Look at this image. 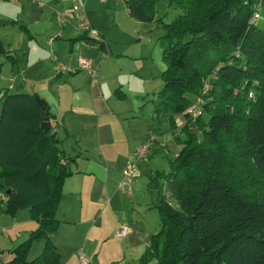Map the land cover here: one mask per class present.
I'll use <instances>...</instances> for the list:
<instances>
[{"label": "trees", "instance_id": "trees-1", "mask_svg": "<svg viewBox=\"0 0 264 264\" xmlns=\"http://www.w3.org/2000/svg\"><path fill=\"white\" fill-rule=\"evenodd\" d=\"M158 1L123 0L131 18L163 29L157 42L165 68L150 100L152 117L172 130L182 115L184 137L173 134L181 147L170 171L150 180L151 186L163 178L154 206L160 228L139 261L264 264V0H168L181 10L170 22L155 19ZM3 93L0 214L27 209L37 225L8 264H60L50 235L75 156L59 147L55 117L48 104L38 105L36 93ZM191 97L199 99L194 119L185 114ZM44 116L48 130L40 128ZM41 240V253L28 260L32 243Z\"/></svg>", "mask_w": 264, "mask_h": 264}, {"label": "crops", "instance_id": "crops-1", "mask_svg": "<svg viewBox=\"0 0 264 264\" xmlns=\"http://www.w3.org/2000/svg\"><path fill=\"white\" fill-rule=\"evenodd\" d=\"M1 4H3L4 9H0V15L8 13L5 12V10L6 7L10 5L20 10L18 15L22 17L24 21L19 25V31L23 32V37L29 41L30 39L35 40V37L29 31L28 25L42 22V7L44 5L57 6L59 0H46L45 3H42L41 0H0V5ZM63 16L65 15L59 14L57 24L61 23L59 27L67 32L68 38L66 42L70 39L73 44V49L75 45L82 47L81 44H93L85 40H78L77 37L80 35H85L90 38L92 36L82 31L79 25H77L76 28H67V23L65 24L64 21L60 22V18H63ZM52 17H54V15L49 18ZM16 19L18 18L14 17L13 24H17ZM69 29H71V31H69ZM60 33L61 32L57 35L53 33V35L48 38L56 39L60 36L62 37ZM50 39H48V42H51L49 41ZM8 44V49L11 50V43ZM55 47L56 46H53L52 43L48 48L50 59L37 57V59L32 62V57L29 55L27 63L30 62V66H27V68H35L33 77L35 76L39 78V80L51 77L52 82L58 85L55 80H60L65 72L57 71L55 66L58 65L56 63L60 62L59 59L64 53L57 52ZM2 49L4 50L3 45ZM34 51L36 53L37 49L33 48L31 53L35 54ZM108 52L111 54V51ZM25 53L27 52L25 51ZM67 60L68 67H65V70L70 71V68H73L71 67V61L73 60L70 59V57H68ZM4 65L5 64L0 67V77L8 74L15 78V81L20 79L24 80L23 82H27L33 78L30 77V75L29 77L24 76V68L26 67H23L22 71H20V68L17 69L13 67L12 71L11 68L10 70H5ZM78 65L79 63L76 64V66ZM79 66L82 67L81 65ZM14 69H17V72L20 74L14 75L16 72ZM74 74H68L67 77H74ZM67 77L63 80L64 83H68ZM53 78L55 80H53ZM21 84L22 83L19 85L21 86ZM15 85H9V88H14ZM120 86L115 90H118V88L120 89ZM9 88L7 87V89ZM5 90V86L0 88V92H4ZM33 90L35 93L40 92L39 88H33ZM91 91L93 105L88 107L87 110L82 112H75L71 109L64 112H59V110H57L56 114L50 112L54 115L57 123L56 136L57 130L60 128L62 130L61 136L58 138L59 147L66 155L75 156V161L71 164L72 175L66 177L63 182L61 199L55 212L56 218L60 222L56 231L50 235L60 255V264H79V253H82L86 258V264L89 262V259H96L99 264V259L101 261L105 259L113 260L122 256H131L132 260L140 258V255L149 246L150 236L155 234L159 230L158 228H160L159 215L157 216V214H155L152 208L154 207L152 201L154 202L156 199L155 191L159 190L163 182H159L158 179H160V177H157L153 185L150 186L149 183L151 178L157 175V172L165 173L166 170L160 171L159 169H153V165L148 160L146 162L141 161L139 171H137L132 181L124 186L123 189H119L118 187L122 180V171L125 165L131 162L132 159L135 160V152L137 149L146 142L147 136L155 131H151L153 128L148 130L146 124H150V120L152 122L154 121L152 117V106L150 116H147L144 112H131L125 110L120 112L114 111L109 100L105 96L99 79L95 76L91 80ZM119 93L121 96H124L122 92ZM114 97H116L115 93ZM68 107L82 109L80 103H76L74 107L73 105ZM168 130H171L169 126ZM174 130L173 128L171 130L172 132H170V141L172 140L175 142L173 134L177 133L174 132ZM68 139H73V143L71 145L69 144L70 147L66 149L64 144L69 143ZM156 143H158V145ZM162 143H164V145H162ZM175 144L177 143L175 142ZM163 146H167L166 141L160 140L159 137L154 136V141L149 145V157L147 159L152 157L150 153L162 152L161 149ZM164 150L173 152V156L175 155L174 149ZM128 208L131 209L130 212L127 211ZM23 210L27 209L17 211L14 216L0 214V216L5 215L11 217L13 224L9 221L0 220V222L7 224L8 227H6V229L11 230L13 225L17 226V224H15L17 221L16 215ZM28 216L30 218L29 212ZM31 221L32 222L27 227L28 230L24 231L27 232V236L24 240L27 239L29 233L37 226L32 219ZM123 226L127 227V232L124 235H120V229ZM98 231H100L99 236L97 235ZM117 235L125 239L116 243L111 237H116ZM94 236L101 238L100 241H102V246L108 241L113 244L109 245L107 249L103 251H101V249H94L92 242L89 247L86 248L84 241L85 237L92 238ZM41 241L42 246L40 250L42 251L44 244L43 240ZM81 243L83 247L79 248ZM121 247L127 248L125 253L122 252ZM3 249L4 248L0 246V260ZM127 252L129 255H127ZM12 258L13 250L11 258L0 264H8Z\"/></svg>", "mask_w": 264, "mask_h": 264}, {"label": "rangeland", "instance_id": "rangeland-1", "mask_svg": "<svg viewBox=\"0 0 264 264\" xmlns=\"http://www.w3.org/2000/svg\"><path fill=\"white\" fill-rule=\"evenodd\" d=\"M41 1L45 3L46 0ZM74 6L79 7V9L74 10ZM0 9H4L3 4L0 5ZM42 11V22L28 25L29 31L35 37V40L30 39L29 41L23 37L24 33L19 31V25L24 20L22 17H19L18 14L20 10L17 7L13 5L7 6L5 12L8 13L0 15V43L2 42L1 45H3L4 48V51L0 53L1 66L5 64V70H10L11 68L12 71L13 67L17 69L20 68V71L23 70V67H26L24 68V76L29 77L30 75V77H33L35 68H27V66H30V62L27 63L29 55L32 57V62L37 59V57L50 59L48 48L53 43V46H56L57 52L64 53L59 59L60 62L56 64L68 67L67 58L70 57V59L73 60L71 61V67L73 68H70V71L63 70L62 72L65 73L60 80H55L53 78L58 85L52 82L51 77L39 80V78L34 76L27 82H23L24 80L20 79L15 81V78L6 74L0 77V88L5 86V89H7L9 85L14 86L15 83L16 85L14 88L8 89L10 92L35 93L33 92V88H39L40 92H36V94L49 104L50 112L56 114L57 110H59V112H64L68 109L75 112H82L93 105L91 80L95 76L99 79L105 96L109 100L114 111L120 112L125 110L131 112H144V114L150 116V100L155 98L156 92L162 86L160 73L165 68V65L161 62L162 50L157 42L158 36L163 34V29L160 24L155 21L141 22L131 18L126 12L123 0H59L57 6L44 5ZM180 13L181 10L179 8L169 6L168 0H159L156 4L155 19L162 17L163 22H170ZM59 14L65 15L63 18L64 23L68 25L67 28H76L80 22L86 21L88 28L94 31L93 37H91L92 40H94L92 42L93 44H81L82 47L75 45L73 49L72 41L68 39L69 43L66 42L68 38L67 32L59 27L61 23L57 24ZM52 15H54V17L49 18ZM14 17L18 18L16 19L17 24L12 23ZM71 29H69V31H71ZM78 30L80 31L79 28ZM59 32H61L60 34L62 37L60 36L56 39L48 38L53 35V33L57 35ZM48 39H50L49 41L51 42H48ZM8 43H11V50L8 49ZM33 48L37 49L36 53L34 51L35 54L31 53ZM25 51L27 53H25ZM108 51H111V54H109ZM9 56H12L13 59ZM84 60H89V65L82 67L79 65L76 66L78 63L81 65V61ZM17 69H14V71H16L14 75L20 74L17 72ZM74 70H78L74 74L75 76L67 77V75ZM64 76L68 78V83L63 82L65 79ZM20 83H22L21 86L19 85ZM118 86H120V89L118 88V90H115ZM119 92H122L124 96H121ZM114 93L116 97H114ZM191 98L193 102L189 105L187 111L191 107L194 108L193 111H195L199 104V99L197 97ZM76 103H80L82 109L68 107L70 105L74 107ZM187 113L189 114L188 117L191 119H194V117L200 114V112L196 111L186 112L185 114ZM203 119L207 120V116H203ZM175 122L174 132L178 133L180 137H184V134L181 133L180 130L185 122V118L182 115L177 116ZM146 124L148 130L152 128L151 131L155 130L152 132L153 137H159L160 140H165L167 143V146H163L161 149L162 152L150 153L152 157L147 160L153 165V169H159L160 171L166 170L165 173H168L170 171L169 161L173 156V152H168L164 149H174L173 151L176 153L181 147V144L180 142L179 144H175L174 141H170V132L172 131L168 130V125L165 122L158 123L156 120L153 122L150 120V124ZM61 131V128L57 130V138L61 136ZM191 132L194 133V130ZM68 141L69 143L64 144L66 149L73 143V139H68ZM153 141L154 139L148 141V149L150 143ZM156 144L158 145V143ZM162 145H164V143H162ZM65 148L63 149L65 150ZM132 161H134V159H132ZM140 165L141 163L138 162V171ZM158 181L162 183L163 178L158 179ZM157 192L158 191H155L156 199L154 202L152 201V204L154 203L153 206H155V203L159 200V192ZM152 208L158 216L156 208ZM130 210V208L127 209L129 212ZM16 216L17 221L15 224H17V226L13 225L11 230L6 229V227H8L7 224L0 222V246L4 248L1 253L0 263L11 258L12 248L26 238L27 232L24 231L28 230L27 227L32 222L28 216L27 210L18 212ZM0 220L12 223V218L9 216L1 215ZM97 235H100V231L97 232ZM111 238H113V241L116 243L125 239L119 235ZM100 239L101 238L97 236L92 238L85 237L84 241L86 248H88L92 242L94 249H101V251H103L106 250L109 245L113 244L108 241L102 246V241H100ZM82 245L81 243L79 248L83 247ZM41 246L42 241L33 243L28 252L27 259L30 260L37 256L41 251ZM121 250L125 253L127 248L121 247ZM127 255H129L128 252ZM87 264H98V262L96 259H89ZM99 264H141V262L139 258L132 260L131 256H122L113 260L105 259L101 261L99 259ZM146 264H155V260H150Z\"/></svg>", "mask_w": 264, "mask_h": 264}, {"label": "built area", "instance_id": "built-area-1", "mask_svg": "<svg viewBox=\"0 0 264 264\" xmlns=\"http://www.w3.org/2000/svg\"><path fill=\"white\" fill-rule=\"evenodd\" d=\"M73 9L77 10V9H79V7L74 6ZM258 17H259L258 11H255L254 15H253V19L255 20ZM63 21H64V19L61 17L60 22H63ZM78 25L83 31L87 32L88 34H91V36L94 34V31H92L91 28H88V24L86 22L82 21ZM86 65H89V61H87V60L81 61V66H86ZM55 69L57 71H63V70H65V67L61 64H58L55 66ZM3 95H4V93L0 92V101L3 98ZM193 109L194 108L191 107L190 109H188L187 112H195V111L199 112V110L195 109V111H193ZM193 115H196V114H193ZM151 139H154V137L152 136V134H149L147 136L146 142H144L135 152V160L128 162L125 165V167L122 171V180L118 186L119 189H123V187L128 185L132 181V179L136 176L137 171H138L137 170V163L147 160V158H148V141ZM126 232H127V227L123 226L120 229V235H124ZM78 258L80 260L79 264H86L87 260L82 253H79Z\"/></svg>", "mask_w": 264, "mask_h": 264}, {"label": "water", "instance_id": "water-1", "mask_svg": "<svg viewBox=\"0 0 264 264\" xmlns=\"http://www.w3.org/2000/svg\"><path fill=\"white\" fill-rule=\"evenodd\" d=\"M1 51H2V45H1V43H0V53H1ZM35 100H36V102L38 103V105H39L40 107H42V108H45V107H46V102H45V100H43V99L40 98L39 96H36V97H35ZM193 125H194V124H191L192 127H193ZM50 127H51V123H50V121H48V120L46 119V116H44L42 122L40 123V128H41V129H44V130H48Z\"/></svg>", "mask_w": 264, "mask_h": 264}]
</instances>
